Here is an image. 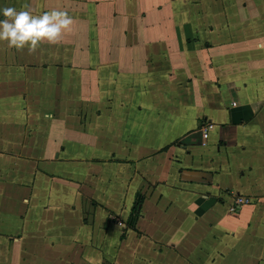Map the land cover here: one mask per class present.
Returning a JSON list of instances; mask_svg holds the SVG:
<instances>
[{"label": "crops", "instance_id": "obj_1", "mask_svg": "<svg viewBox=\"0 0 264 264\" xmlns=\"http://www.w3.org/2000/svg\"><path fill=\"white\" fill-rule=\"evenodd\" d=\"M159 1L0 0L73 19L0 41V264H264V0Z\"/></svg>", "mask_w": 264, "mask_h": 264}, {"label": "clouds", "instance_id": "obj_2", "mask_svg": "<svg viewBox=\"0 0 264 264\" xmlns=\"http://www.w3.org/2000/svg\"><path fill=\"white\" fill-rule=\"evenodd\" d=\"M0 41H7L9 47L17 49L28 46L33 51L38 42L55 43L62 30L68 29L73 19L64 11L51 10L33 15L28 10L17 11L13 7L0 8Z\"/></svg>", "mask_w": 264, "mask_h": 264}, {"label": "rangeland", "instance_id": "obj_3", "mask_svg": "<svg viewBox=\"0 0 264 264\" xmlns=\"http://www.w3.org/2000/svg\"><path fill=\"white\" fill-rule=\"evenodd\" d=\"M162 0H160L158 3L163 6V13L165 16V22L168 24L169 30H177V33L180 34L181 32H190L188 27V12L186 11L188 5H182L184 4L186 0H167L165 4L160 3ZM199 1V3H211L212 0H195ZM229 1V0H228ZM217 3L214 5H208V6H196L194 7L195 10L199 13V17L196 19L199 25L206 26L208 25V28L218 29L219 26H222L224 23L223 20V12L224 9V0H216ZM197 3V2H196ZM219 12V14H215ZM180 17L183 19V26H179L176 28L174 24L176 23V20L180 21ZM195 20V23H196ZM186 23V24H185ZM213 23V24H209ZM162 26V25H161ZM203 29V27H202ZM221 29V28H219ZM202 33V32H201ZM200 34V32H199ZM189 35V34H188ZM190 36V35H189ZM193 40V39H192Z\"/></svg>", "mask_w": 264, "mask_h": 264}, {"label": "built area", "instance_id": "obj_4", "mask_svg": "<svg viewBox=\"0 0 264 264\" xmlns=\"http://www.w3.org/2000/svg\"><path fill=\"white\" fill-rule=\"evenodd\" d=\"M208 130H209L208 128L207 129H204V136L205 137H208L209 136ZM245 202H248L247 199H239L238 202H237L238 207H240Z\"/></svg>", "mask_w": 264, "mask_h": 264}]
</instances>
